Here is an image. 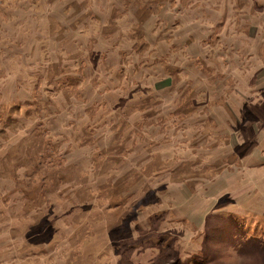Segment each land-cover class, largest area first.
<instances>
[{
    "label": "rangeland",
    "instance_id": "rangeland-1",
    "mask_svg": "<svg viewBox=\"0 0 264 264\" xmlns=\"http://www.w3.org/2000/svg\"><path fill=\"white\" fill-rule=\"evenodd\" d=\"M0 264H264V0H0Z\"/></svg>",
    "mask_w": 264,
    "mask_h": 264
},
{
    "label": "trees",
    "instance_id": "trees-1",
    "mask_svg": "<svg viewBox=\"0 0 264 264\" xmlns=\"http://www.w3.org/2000/svg\"><path fill=\"white\" fill-rule=\"evenodd\" d=\"M114 205V204H113ZM117 206H120V205H117Z\"/></svg>",
    "mask_w": 264,
    "mask_h": 264
}]
</instances>
